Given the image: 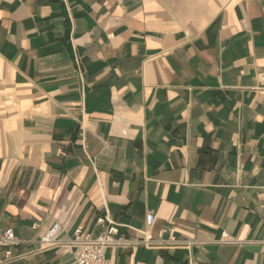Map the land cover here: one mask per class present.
Wrapping results in <instances>:
<instances>
[{
  "label": "crops",
  "instance_id": "1",
  "mask_svg": "<svg viewBox=\"0 0 264 264\" xmlns=\"http://www.w3.org/2000/svg\"><path fill=\"white\" fill-rule=\"evenodd\" d=\"M54 222L169 243L108 264H264V0H0V264H77Z\"/></svg>",
  "mask_w": 264,
  "mask_h": 264
},
{
  "label": "built area",
  "instance_id": "2",
  "mask_svg": "<svg viewBox=\"0 0 264 264\" xmlns=\"http://www.w3.org/2000/svg\"><path fill=\"white\" fill-rule=\"evenodd\" d=\"M155 221L156 218L153 214L147 215L146 224L148 227H152ZM98 223L104 225L106 222L104 219H100ZM61 229V224L54 222L45 236L40 240L41 247L42 249H47L69 245L75 249L77 264H108L106 254L110 248H126L140 244L148 248L169 245L168 242L163 240L162 234L157 240L145 239L141 243L128 240L120 233V229L112 224H109L105 231L97 238H93L83 230L77 229L74 232V238L67 242L60 239ZM18 243V239L13 230L9 229L4 233H0V249L7 250L6 256L8 258H12L11 249L18 245ZM217 243L221 245H232L235 242L231 240L227 233H224L222 240Z\"/></svg>",
  "mask_w": 264,
  "mask_h": 264
}]
</instances>
